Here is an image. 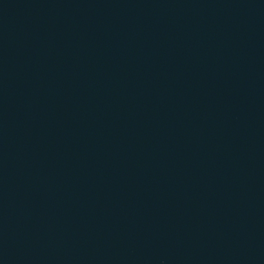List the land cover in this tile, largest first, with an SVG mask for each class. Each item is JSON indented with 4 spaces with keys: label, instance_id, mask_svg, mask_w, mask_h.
Segmentation results:
<instances>
[{
    "label": "water",
    "instance_id": "95a60500",
    "mask_svg": "<svg viewBox=\"0 0 264 264\" xmlns=\"http://www.w3.org/2000/svg\"><path fill=\"white\" fill-rule=\"evenodd\" d=\"M0 264H264V0H0Z\"/></svg>",
    "mask_w": 264,
    "mask_h": 264
}]
</instances>
